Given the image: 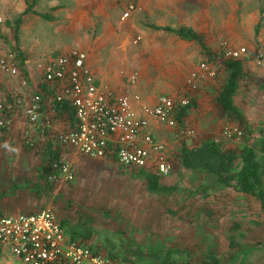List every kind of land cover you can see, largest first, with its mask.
Here are the masks:
<instances>
[{
    "label": "rangeland",
    "instance_id": "rangeland-1",
    "mask_svg": "<svg viewBox=\"0 0 264 264\" xmlns=\"http://www.w3.org/2000/svg\"><path fill=\"white\" fill-rule=\"evenodd\" d=\"M191 1L0 0V99L22 90L32 95L38 74L36 62L78 47L87 53L96 74L124 93L134 91L141 98L151 95L157 100L183 94L193 102L185 123L180 124L191 133L181 137L174 128L158 127L173 162L171 174L163 179L174 186L168 192L150 191L135 168L114 158L92 159L63 147V159L71 163L74 180L54 181L51 192L39 193L34 183L42 164V145L64 128V122L53 123L49 136L38 131L27 135L29 128L20 109L13 126L0 135V209L16 214L49 208L59 219L90 218L96 234L88 246L104 253L112 246L116 251L122 246L139 247L146 253L139 258L145 263L153 259L151 250L170 249L174 260L189 264H200L208 255L218 257L221 264H264V210L259 224L253 225L255 229H240L243 234L239 229H226L234 222L226 214L230 208L226 196L235 193L234 188L218 185L212 177L195 175L180 161L184 143L213 140L224 150L234 151L264 138V70L253 59L256 49H264V0L226 1V9L208 10ZM30 6L32 10L27 11ZM46 13L51 19L41 15ZM163 25L206 29L204 36L213 39L216 51L206 50L197 41H181L159 28ZM226 43L247 48L236 96L246 125L229 120L217 102L228 74L222 55ZM18 54L24 60L23 67ZM11 55L21 69L20 76L1 67V60ZM203 62L215 74L207 71L205 78L196 80V92L188 88L183 93L191 73L199 71ZM235 127L242 130V136H227L226 129ZM206 185L208 197L204 195ZM232 234L236 241L245 240L232 245ZM6 264L21 263L7 259Z\"/></svg>",
    "mask_w": 264,
    "mask_h": 264
},
{
    "label": "built area",
    "instance_id": "built-area-1",
    "mask_svg": "<svg viewBox=\"0 0 264 264\" xmlns=\"http://www.w3.org/2000/svg\"><path fill=\"white\" fill-rule=\"evenodd\" d=\"M133 8V6H131ZM128 16V13H125ZM245 46L229 47L226 43L224 59L243 60ZM255 64L264 70V50H256ZM14 55L2 59L1 67L14 76L21 69ZM47 89L35 91L31 97L21 98L19 93L11 99H0V133L11 128L20 109L28 125L26 134L39 129L52 130L53 116L58 104L69 103L75 111L77 125L56 131L52 138L60 148L68 147L92 159L114 158L125 167L145 168L165 177L171 174L173 162L166 144L154 133V124L161 123L176 129L177 136L191 133L180 125L177 114L190 99L162 96L155 104L141 101L137 94H120L102 85L87 61V53L72 48L56 56L36 62ZM207 62L199 71H193L187 81L192 91L197 90L196 80L209 71ZM134 77H132L133 79ZM23 85H27L25 79ZM241 129H226L227 136H242ZM57 174L53 181H72L74 173L67 160L54 163ZM16 259L21 264H126L107 253L94 251L90 246L72 241L51 211L0 214V264ZM166 264H183L168 262Z\"/></svg>",
    "mask_w": 264,
    "mask_h": 264
},
{
    "label": "trees",
    "instance_id": "trees-1",
    "mask_svg": "<svg viewBox=\"0 0 264 264\" xmlns=\"http://www.w3.org/2000/svg\"><path fill=\"white\" fill-rule=\"evenodd\" d=\"M30 10H32L31 6L28 7L27 11ZM33 12L35 13L36 11ZM41 15L44 18H50L48 14ZM162 28L178 34L183 39L202 42L201 35L189 27ZM202 46L204 47V44ZM19 55H17L21 61L19 65L23 67L24 60ZM225 67L228 74L225 83L218 91L217 102L225 110L229 120H236L240 124L246 125L247 118L236 102V96L241 88V78L244 74V64L242 60L225 59ZM43 85V88H45L46 83ZM191 100L192 98L187 105L180 108L177 114V119L182 125L185 123V119L193 105ZM57 110V115L53 116V123L62 120L66 129L76 127L77 118L75 111L69 103H59ZM7 130L8 128H4L3 132L5 133ZM38 132L45 136L50 135L49 129L46 128L44 130L39 129ZM41 151L43 158L42 164L34 184L38 188L39 193L44 191L51 192L54 181L50 178L57 174L54 163L64 160L63 154L59 145L51 137L44 141ZM180 161L185 170L198 176L212 177L218 185L233 187L240 192L252 195L264 207V138H261L256 145L245 144L239 150L234 151L224 150L218 142L213 140L203 141L197 145H187L184 143L180 150ZM135 170L143 177L150 191L168 192L174 188V186L163 182L160 176L145 168H135ZM203 188L204 194L208 195L207 185ZM60 223L65 228L69 238L81 244L87 245L88 241L96 234V229L92 225L90 218L78 219L76 221L62 218L60 219ZM89 246L92 250L97 251L95 250V246ZM160 251L151 250L149 256L153 257V259L146 263L139 259L146 256V253L139 247L130 248L122 246L121 251H116L115 246H112L109 248L107 254L126 264H141V262L143 264H166L172 261L180 262L174 260L172 257V250L161 249ZM208 256L200 264H221V260L218 257L214 255ZM181 263L189 264L188 261H181Z\"/></svg>",
    "mask_w": 264,
    "mask_h": 264
},
{
    "label": "crops",
    "instance_id": "crops-1",
    "mask_svg": "<svg viewBox=\"0 0 264 264\" xmlns=\"http://www.w3.org/2000/svg\"><path fill=\"white\" fill-rule=\"evenodd\" d=\"M174 1H178V0H174ZM226 1L228 3H231L232 4L235 1L237 2L239 0H193L191 2L194 3V4L195 3L196 4L201 3V4L204 5L202 7V9L203 10H208L209 8H212V9L213 8H216V9H226ZM175 11L176 12H173V14H176L177 13V10H175ZM46 14L50 15L49 13H46ZM207 16H208V18L211 17V15H210L209 12L207 13ZM49 19H51V16H50ZM225 20H226V18H224V21ZM213 25H214V23H213ZM182 26L189 27L192 30H194L197 33H199L201 35V37H202V42H199L197 40H186V39H183L178 34H176L174 32H171L169 30H165V29L162 28V27L179 28V27H182ZM161 29L163 31H166V32H169V33H172V34L176 35L181 41L182 40L183 41H187V42L197 41L201 45V47H203L202 45L204 44V47L203 48H205L206 50H209L211 52L216 51L215 48H214V45H213L214 44L213 43L214 42L213 39L211 37H208L207 38V37L204 36V34L206 33V29L203 30V32H202V30H199L198 31V30H196V28L193 29L192 27L187 26V25H181V26H178V27H171V26H168V25H163V26H161ZM234 47H236V46H234ZM72 48H78V47H72ZM72 48H70V49H72ZM70 49L65 50V51H61V52H58V53H53L52 55H49V56H56L57 54H60L62 52H67ZM79 49H81V48H79ZM258 50H264V49H258ZM49 56L44 57L43 59H47ZM246 58L244 57V59L242 60V63H244V62L247 63L246 62ZM87 61H88V64L90 65V67L93 69V67L90 64V58L88 57V55H87ZM245 63H244V65H245ZM39 73L40 72L38 71V74H35L36 75L35 76V80H34L35 91H39L41 89H47V86L46 85H45V88H43V86H44L43 84L45 82L43 80V77H42L41 73L40 74ZM95 74H96V72H95ZM96 76L98 77V79H99L100 83H102V85L112 88L117 93H120V94H130V95L137 94L134 91L133 92L127 91V93H124V91H120L119 89H117V87L114 85V83L113 84L111 83L112 85H110V84L106 83V81H104L105 79H102L99 74L98 75L96 74ZM203 78H205V77H199L198 80H201ZM208 82H210V80ZM24 86H26V85H24ZM207 87H208V85H207ZM186 91H188V86H187V89H186V87H184V89L182 90L183 93H185ZM189 92H196V91H190L189 90ZM19 95H20L21 98L31 97V95H28L27 96V92L26 91H23V90L21 91V93H19ZM196 95H198V93H196ZM167 96H170V95H167ZM181 96H183V94H181L180 96L179 95L178 96L174 95V97H177V98L178 97H181ZM154 98L155 97L154 96H151V95H149L147 98H146V96H144V97L142 96L141 101L142 102H145L147 104H155L158 100L157 99H154ZM4 99H7V97L4 98ZM159 125L165 126L164 124L157 123V124H154V127H153L154 129L153 130H154V133H155L156 137L161 140L162 138H164L163 137L164 135L162 133L160 134V132L158 131ZM8 129H10V128H8ZM2 132H3V130L1 131L0 135L2 134ZM168 176L160 177V178L163 181V179L164 178H167ZM227 188H229L230 190L233 189V187H227ZM233 190L235 191V193L230 192L231 194L230 195L228 194V196H226V198H228V200L226 201V205H227L228 208L230 207L228 210H226L227 211L226 214H227L228 217L229 216L233 217L234 222L232 224L228 225L226 227V229H239V233L243 234L240 231V229H252V228L255 229V227H253V225L259 224V221H257V220H259L260 215H261V211L264 210V207L262 206V203L259 200H257L256 197H254L252 195L245 194L243 192H240V191L236 190L235 188ZM208 196H209V194L206 195V197H208ZM7 211H9V210H6V209H3L2 210V209H0V214H7ZM19 211L21 212V210H19ZM29 212H31V211H29ZM234 236L235 235H233V237L230 239V240L234 239V242H231L232 245H240L241 244L240 242H243L245 240V239H242L243 241H241V239H238V241H236V239H235Z\"/></svg>",
    "mask_w": 264,
    "mask_h": 264
}]
</instances>
